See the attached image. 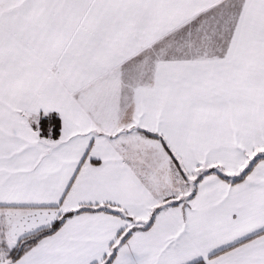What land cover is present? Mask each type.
Returning <instances> with one entry per match:
<instances>
[{
    "label": "snow or ice",
    "instance_id": "snow-or-ice-1",
    "mask_svg": "<svg viewBox=\"0 0 264 264\" xmlns=\"http://www.w3.org/2000/svg\"><path fill=\"white\" fill-rule=\"evenodd\" d=\"M0 264H264V0H0Z\"/></svg>",
    "mask_w": 264,
    "mask_h": 264
}]
</instances>
